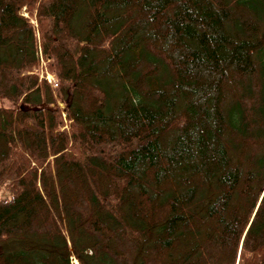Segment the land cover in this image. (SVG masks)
Returning <instances> with one entry per match:
<instances>
[{"label":"trees","instance_id":"trees-1","mask_svg":"<svg viewBox=\"0 0 264 264\" xmlns=\"http://www.w3.org/2000/svg\"><path fill=\"white\" fill-rule=\"evenodd\" d=\"M0 97V264H264V0H0Z\"/></svg>","mask_w":264,"mask_h":264},{"label":"rangeland","instance_id":"rangeland-1","mask_svg":"<svg viewBox=\"0 0 264 264\" xmlns=\"http://www.w3.org/2000/svg\"><path fill=\"white\" fill-rule=\"evenodd\" d=\"M22 11H23L24 15L27 16V13L24 12L25 10L22 9ZM32 23H33L34 25H36V21H35V19H32ZM39 50H40V47L37 46V51H36V53H37ZM46 64H47V63L43 61L42 64H41V65H42V68L38 70V72H39V74H40L41 77H42V76H46L47 74H49V73L47 72V69H46ZM46 73H47V74H46ZM46 79H47V77H46ZM48 79H49V80H52V78H51L50 76H48ZM11 105H12V104H11L9 101H7L6 99L0 97V106L10 107ZM59 105H60V108L63 107V104H62L61 102H59ZM120 245H122V244H120ZM210 249L212 250L213 247H210ZM212 251H214V249H213ZM212 253H213V252H212ZM74 264H76L75 261H74Z\"/></svg>","mask_w":264,"mask_h":264}]
</instances>
